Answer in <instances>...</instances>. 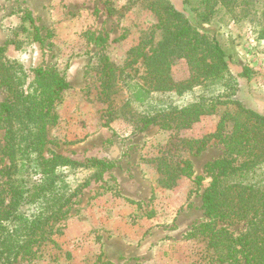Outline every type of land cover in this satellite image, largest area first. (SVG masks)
<instances>
[{
    "label": "rangeland",
    "instance_id": "374dc122",
    "mask_svg": "<svg viewBox=\"0 0 264 264\" xmlns=\"http://www.w3.org/2000/svg\"><path fill=\"white\" fill-rule=\"evenodd\" d=\"M104 1L0 0V47L6 46V58L21 65L27 74L37 67L56 68L64 73L68 84L52 107L58 120L47 125L43 155L77 163L97 159L114 164L99 181H91L71 199L62 221L49 223L52 233L33 246L34 254L20 255L14 264H227L216 261L201 238H187L190 229L205 220L201 196L211 180L206 165L227 157L225 147L212 139L203 151L186 155L194 176L204 178L200 187L181 179L176 187L161 189L154 165L149 162L175 133L160 130L157 125L133 132L122 120L103 126L105 106L95 96L101 83L102 65L96 63L99 55L121 65L128 50L155 31L153 15L139 5L122 10L126 0H108L115 9L108 14ZM170 1L182 8L183 0ZM251 2L253 7L248 11L218 6L201 31L216 38L231 58L233 72L242 65L253 70L249 81L238 79L235 99L264 115V39H260L264 0ZM25 14L34 19L41 44L33 40L35 32L23 20ZM97 38L103 40L96 42ZM149 49L150 45L145 47V55ZM128 71L142 82L143 60L138 59ZM171 76L177 82L188 78L184 60L175 61ZM7 96L0 85V104ZM125 96L120 92L115 103L121 104ZM169 98L178 104L188 101V97ZM222 109L201 117L175 137L201 139L214 133ZM2 145L0 130V148ZM7 165V158L0 154V170ZM64 174L69 185L76 188L90 173L81 169ZM5 189L0 182L1 198L7 202ZM246 222L231 219L218 225L238 235L245 230Z\"/></svg>",
    "mask_w": 264,
    "mask_h": 264
},
{
    "label": "trees",
    "instance_id": "16d2710c",
    "mask_svg": "<svg viewBox=\"0 0 264 264\" xmlns=\"http://www.w3.org/2000/svg\"><path fill=\"white\" fill-rule=\"evenodd\" d=\"M104 5L108 14L114 12L108 0ZM134 5L153 15L155 31L130 48L121 65L99 55L96 63L102 65L101 83L95 96L105 106L103 126L122 120L133 132L157 125L160 130L175 133L165 149L149 162L158 175L157 187L167 190L181 179L200 187L204 178L194 176L186 155L203 151L212 139L222 144L227 157L206 165L211 180L201 196L205 220L195 224L187 238H201L220 263L264 264V115L235 99L238 79L249 81L253 70L242 65L237 73L233 72L231 58L216 38L201 31L218 6L248 11L253 3L183 0L182 8H177L170 0H126L122 10ZM23 20L35 32L33 40L41 44L34 19L25 14ZM260 39H264V31ZM102 40L97 38L96 42ZM5 52L6 46L0 47V85L8 92L0 104V154L7 158L8 165L0 170V182L9 200L4 201L0 193V264H14L20 255H33V246L52 233L49 223L62 221L71 199L91 181H99L114 164L97 159L77 163L43 155L47 125L58 120L52 107L68 88L65 75L56 68L41 67L27 74L21 65L7 59ZM138 59L143 60L145 70L142 82L128 71ZM178 60H184L189 71L188 78L179 82L171 76ZM122 91L126 96L116 104L115 96ZM170 95L188 97V101L174 103ZM219 108L223 109L214 133L201 139L175 137L201 117L217 114ZM81 169L90 174L72 188L64 172ZM231 219L246 220L245 230L234 235L218 225Z\"/></svg>",
    "mask_w": 264,
    "mask_h": 264
}]
</instances>
